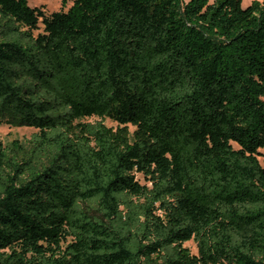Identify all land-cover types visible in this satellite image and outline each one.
Masks as SVG:
<instances>
[{
  "label": "trees",
  "instance_id": "obj_1",
  "mask_svg": "<svg viewBox=\"0 0 264 264\" xmlns=\"http://www.w3.org/2000/svg\"><path fill=\"white\" fill-rule=\"evenodd\" d=\"M69 1L0 0V264H264V0Z\"/></svg>",
  "mask_w": 264,
  "mask_h": 264
},
{
  "label": "rangeland",
  "instance_id": "obj_2",
  "mask_svg": "<svg viewBox=\"0 0 264 264\" xmlns=\"http://www.w3.org/2000/svg\"><path fill=\"white\" fill-rule=\"evenodd\" d=\"M252 0H243V5L247 6ZM71 1H69L65 6L63 4V0H29V5L32 7L35 6H44L45 9L51 13L55 10H61L62 7L67 10L70 5ZM100 118L98 117H90V118H84L81 121L82 122H94L95 120H98ZM106 124L108 126L117 127V123L113 122L111 119H106ZM132 130H134V127H131ZM37 132V129L33 127L28 126H19V127H11L6 124L0 125V140L3 142L6 146H12L13 143L16 141L20 144L19 148H17V145L15 148H17L16 155L20 159L24 156H27L31 153L32 144H31V137L34 133ZM137 179L142 183H149L148 180L143 176L141 173H137ZM186 246H188L192 252L197 253V244L195 241L190 240L185 243Z\"/></svg>",
  "mask_w": 264,
  "mask_h": 264
}]
</instances>
